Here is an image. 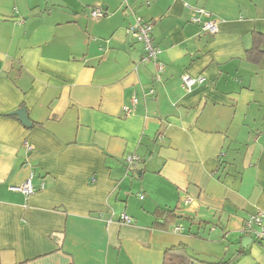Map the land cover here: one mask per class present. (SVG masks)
I'll return each instance as SVG.
<instances>
[{
  "label": "crops",
  "instance_id": "0c3cea01",
  "mask_svg": "<svg viewBox=\"0 0 264 264\" xmlns=\"http://www.w3.org/2000/svg\"><path fill=\"white\" fill-rule=\"evenodd\" d=\"M137 17L157 61L129 33ZM254 34L264 0H0V264H163L180 244L264 264L244 233L264 211ZM184 75L203 81L189 92Z\"/></svg>",
  "mask_w": 264,
  "mask_h": 264
},
{
  "label": "built area",
  "instance_id": "2783aa9c",
  "mask_svg": "<svg viewBox=\"0 0 264 264\" xmlns=\"http://www.w3.org/2000/svg\"><path fill=\"white\" fill-rule=\"evenodd\" d=\"M205 13V11H201ZM106 15V12L101 7H93L91 9V17L93 19H102ZM202 30L210 34H216L218 31L216 21L204 22L202 25ZM152 32L153 24L149 21L137 17L135 24L130 29L129 33L137 41H140L144 44L147 58L153 59L154 61L158 60V55L160 53L159 48H157L152 41ZM163 65L159 64V72L163 70ZM183 84L187 91H192V88L197 83L203 81V78H194L189 75H184L182 77ZM154 91L152 90L151 93ZM137 99H133V105H136ZM128 114L131 113L130 108H126ZM140 158L138 156H129L127 158V163L129 166H132L136 163H139ZM17 190L30 195L34 192L33 187L30 181H27L23 186L17 188ZM143 198V197H141ZM190 202V199L187 200V203ZM122 220L125 223L131 222V218L125 214L122 215ZM244 233L254 236L259 242H262L264 245V211L259 210L256 214L252 215L246 222L244 226Z\"/></svg>",
  "mask_w": 264,
  "mask_h": 264
},
{
  "label": "trees",
  "instance_id": "16d2710c",
  "mask_svg": "<svg viewBox=\"0 0 264 264\" xmlns=\"http://www.w3.org/2000/svg\"><path fill=\"white\" fill-rule=\"evenodd\" d=\"M263 44L264 35L254 34L253 47L248 52L249 60L255 63L258 62L263 55L261 50ZM158 217H163L166 222L167 220H172L174 223L181 219L177 215L176 210H162L159 212ZM166 222H164V224ZM163 264H233V261L232 259H227L218 262H207L202 260L201 257L193 254L186 245L180 244L166 250Z\"/></svg>",
  "mask_w": 264,
  "mask_h": 264
},
{
  "label": "water",
  "instance_id": "95a60500",
  "mask_svg": "<svg viewBox=\"0 0 264 264\" xmlns=\"http://www.w3.org/2000/svg\"><path fill=\"white\" fill-rule=\"evenodd\" d=\"M10 115L11 116H17L25 126H27V127L32 126V123L29 120V117H28L25 109L17 110L15 112L11 113ZM250 242H252V238L247 237V238L243 239V242H242L243 247L246 249L248 247V245L250 244Z\"/></svg>",
  "mask_w": 264,
  "mask_h": 264
}]
</instances>
